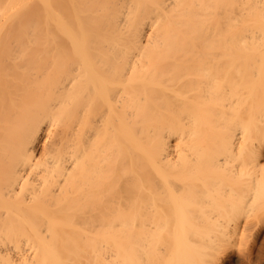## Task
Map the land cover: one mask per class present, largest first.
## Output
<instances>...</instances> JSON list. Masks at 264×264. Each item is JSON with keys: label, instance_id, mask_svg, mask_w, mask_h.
I'll use <instances>...</instances> for the list:
<instances>
[{"label": "bare ground", "instance_id": "bare-ground-1", "mask_svg": "<svg viewBox=\"0 0 264 264\" xmlns=\"http://www.w3.org/2000/svg\"><path fill=\"white\" fill-rule=\"evenodd\" d=\"M263 160L264 0H0V264H204Z\"/></svg>", "mask_w": 264, "mask_h": 264}, {"label": "rangeland", "instance_id": "rangeland-1", "mask_svg": "<svg viewBox=\"0 0 264 264\" xmlns=\"http://www.w3.org/2000/svg\"><path fill=\"white\" fill-rule=\"evenodd\" d=\"M261 210L254 212L255 217L251 214L245 218L247 223H241L238 229L231 232L221 247H207L204 264H264V207L263 212Z\"/></svg>", "mask_w": 264, "mask_h": 264}]
</instances>
